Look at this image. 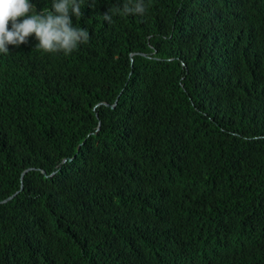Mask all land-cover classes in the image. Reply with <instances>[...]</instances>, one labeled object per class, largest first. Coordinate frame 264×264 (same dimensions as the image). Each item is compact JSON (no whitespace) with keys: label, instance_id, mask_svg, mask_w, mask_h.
Instances as JSON below:
<instances>
[{"label":"trees","instance_id":"1","mask_svg":"<svg viewBox=\"0 0 264 264\" xmlns=\"http://www.w3.org/2000/svg\"><path fill=\"white\" fill-rule=\"evenodd\" d=\"M84 1L0 88V264H264V0Z\"/></svg>","mask_w":264,"mask_h":264},{"label":"clouds","instance_id":"2","mask_svg":"<svg viewBox=\"0 0 264 264\" xmlns=\"http://www.w3.org/2000/svg\"><path fill=\"white\" fill-rule=\"evenodd\" d=\"M84 6V0H0V88L26 74L37 54L79 53L91 38L80 23ZM147 11L145 0H124L103 19L112 23L113 15L143 16Z\"/></svg>","mask_w":264,"mask_h":264},{"label":"water","instance_id":"3","mask_svg":"<svg viewBox=\"0 0 264 264\" xmlns=\"http://www.w3.org/2000/svg\"><path fill=\"white\" fill-rule=\"evenodd\" d=\"M133 61H134V60H133V58H132V62H133ZM116 103H117V102H116ZM101 104H102V103H101ZM106 105L109 106V104H106ZM115 106H116V104L113 105L112 108H115ZM100 126H101V124H99L98 130L100 129ZM66 161H67V159L64 160V163H65ZM28 171H29V170L25 171V173L28 172ZM43 173L46 174L45 172H43ZM17 194H18V192L15 193L14 195H12L11 197H9L8 199L4 200L3 203L11 201V200H12Z\"/></svg>","mask_w":264,"mask_h":264},{"label":"rangeland","instance_id":"4","mask_svg":"<svg viewBox=\"0 0 264 264\" xmlns=\"http://www.w3.org/2000/svg\"><path fill=\"white\" fill-rule=\"evenodd\" d=\"M184 262H188L189 264H202L201 261H194L192 259H182Z\"/></svg>","mask_w":264,"mask_h":264},{"label":"bare ground","instance_id":"5","mask_svg":"<svg viewBox=\"0 0 264 264\" xmlns=\"http://www.w3.org/2000/svg\"><path fill=\"white\" fill-rule=\"evenodd\" d=\"M110 105V104H109ZM96 109V108H95Z\"/></svg>","mask_w":264,"mask_h":264}]
</instances>
